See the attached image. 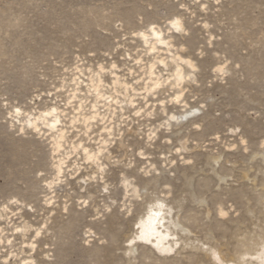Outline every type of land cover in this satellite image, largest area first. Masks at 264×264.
<instances>
[{"label": "rangeland", "instance_id": "1", "mask_svg": "<svg viewBox=\"0 0 264 264\" xmlns=\"http://www.w3.org/2000/svg\"><path fill=\"white\" fill-rule=\"evenodd\" d=\"M263 156L264 0H0V264H208L264 229ZM152 200L171 255L127 241Z\"/></svg>", "mask_w": 264, "mask_h": 264}, {"label": "bare ground", "instance_id": "2", "mask_svg": "<svg viewBox=\"0 0 264 264\" xmlns=\"http://www.w3.org/2000/svg\"><path fill=\"white\" fill-rule=\"evenodd\" d=\"M180 26H181V23H180ZM148 74H149L148 78L151 79L150 78V76L152 74L151 69H149ZM174 78H175L174 83L179 84V82L181 81V78H182L180 70L177 69L175 71ZM156 80L157 79H155L154 82L151 84V87L156 86V84H157ZM97 84H96V86H97ZM96 86H95V89H96ZM184 116L185 115H181V118H183ZM57 148H58V146L56 147V149ZM217 158L218 157H214V158L211 157V161L213 163H216ZM263 159H264V156H263ZM244 172H247V171H244ZM243 178H246V174L243 175ZM218 179L221 180L222 178L219 177ZM260 184H261V186H260L261 190H260V194H259L260 196H259L258 200H259V205H260L261 211L260 210L259 211L262 212L261 214L264 215V181ZM135 189H133V191H132L133 195H135V192H136ZM258 200H257V203H258ZM159 204H163L164 207L163 208L158 207ZM164 208H165V204L160 200H152V201L148 202V204L146 205L142 215L138 216L135 219L136 230L133 232L132 235H130L127 238V241L128 242L134 241V243L135 242L146 243V241H142V240L138 239V237L141 234H143L146 238H152L153 243L150 244L151 248L158 255H163V254L155 246L157 244V242H159L160 245L163 247H168L170 245L175 246V244L173 245V243L168 241L170 239V238L168 239V237L172 236V234L173 235L175 233L177 234V232H176L177 227L179 228V231H183V227H179L177 220H171V219L167 218L165 214H169L170 207H168V209L166 211ZM206 214H209L208 209H206ZM249 216H251V215H249ZM165 219H168L169 221L165 223L164 222ZM257 220H258V218H257ZM258 222L260 223V221H258ZM137 226H139V227H137ZM254 226H256V224H254ZM256 227H257V229H255V228L253 230L250 229L247 232L245 230L239 231V232L234 231L235 233L232 232L233 234H235L233 236L231 235L233 237V239H234V236H235V239H236V237H237V239L239 236L240 237L238 240H236V244H235L236 247L231 251H229L228 249H224V248H223L224 249V251H223L222 246H225L226 244L225 245H221V244L218 245L217 243H212V244L208 243L207 244L211 247L212 252L203 251V244H201L200 246H197V248L203 251V257L208 261V264H264V229H262L261 227L259 228L258 226H256ZM176 234H175V236H176ZM172 237H174V236H172ZM233 239H231V240H233ZM172 242H173V240H172ZM184 242H182V243H184ZM129 245H132V244H129ZM186 245H188V244H186ZM133 249L134 248H132L130 246L127 247L126 253L129 255L133 251ZM127 259L129 260V258H127ZM129 262H130V260H129Z\"/></svg>", "mask_w": 264, "mask_h": 264}, {"label": "snow or ice", "instance_id": "3", "mask_svg": "<svg viewBox=\"0 0 264 264\" xmlns=\"http://www.w3.org/2000/svg\"><path fill=\"white\" fill-rule=\"evenodd\" d=\"M217 3H219V0H217ZM180 7H181V8H184L185 5L181 4ZM202 7L206 9L208 6H207V4H204V5H202ZM169 22L171 23L172 27L175 29V31H176L177 33H181V32L184 31L183 27L180 26V20H179V19H171V18H170V21H169ZM205 27H207V25H205ZM152 31H155V25H153ZM188 63H189V67H192L191 62H188ZM113 67L115 68V65H113ZM236 67L238 68L239 65H236ZM193 70H195V69H193ZM189 79H191V77H189ZM179 100H180V97L177 96V97L175 98V102L179 103ZM135 107H136V106L133 105V108H135ZM17 112H19V109H17ZM141 114H142V113H141L140 111H137V112H136V115H137V116H140ZM56 123H59V121H56ZM193 127H195V128L198 129V130L200 129V125H199L198 123H194V124H193ZM22 131H23V130L21 129V132H22ZM37 131H38V130H37ZM235 131H236L237 133H239V132H240V129H239V128H236ZM150 138H151V137H150ZM218 138H219V137H217V139H218ZM169 142H171V141H169ZM242 142H245V141L242 140ZM82 147H83V146H82ZM84 151H85V155H87L88 152H87V149H86V148L84 149ZM179 151H180V149L177 148V152H179ZM140 155L143 156V153L141 152ZM187 163L191 164L192 161L189 160V161H187ZM101 171H103V168H101ZM61 174H62V173H61ZM39 175H40L42 178H45V179H46V177L44 176V173H43V172H39ZM105 191H107V189H105ZM10 202L13 203V204L18 203V201H16V200H12V201H10ZM82 203H84V202H82ZM158 207L163 208L164 205H163V204H159ZM65 211H67V208H65ZM109 211H110V209H109ZM219 214H220V216H222V217L226 215L223 211H221ZM137 227H139V226H137ZM16 231H17V232H21L22 229L17 228ZM36 235L38 236V235H40V233L37 232ZM138 239H139V240H142V241H146V243H148V244H152V243H153L152 238H146L143 234H141V235L138 237ZM172 240L175 242V247H173V246H171V245L168 246V247H163V246L160 245L159 242H157V244H156L155 246L157 247V249H158L162 254H168V255H171V254H173L175 251L179 250L180 247H181L180 243L178 242V237H172ZM0 243H3V241H0ZM7 243H8L9 245H11V244L13 243V241H12V240H8ZM102 243H103V241H102ZM132 243H134V241H129V244H132ZM203 251H206V252H212V249H211V247H210L209 245L205 244V245L203 246ZM217 259H218V258H217ZM2 264H11V257L9 256V258L6 259L5 261H3Z\"/></svg>", "mask_w": 264, "mask_h": 264}]
</instances>
